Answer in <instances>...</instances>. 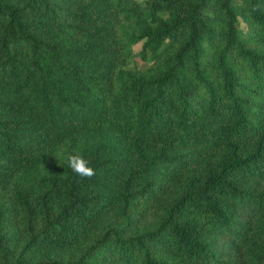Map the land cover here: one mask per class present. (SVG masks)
Segmentation results:
<instances>
[{
  "label": "trees",
  "instance_id": "obj_1",
  "mask_svg": "<svg viewBox=\"0 0 264 264\" xmlns=\"http://www.w3.org/2000/svg\"><path fill=\"white\" fill-rule=\"evenodd\" d=\"M0 264H264V0H0Z\"/></svg>",
  "mask_w": 264,
  "mask_h": 264
},
{
  "label": "clouds",
  "instance_id": "obj_2",
  "mask_svg": "<svg viewBox=\"0 0 264 264\" xmlns=\"http://www.w3.org/2000/svg\"><path fill=\"white\" fill-rule=\"evenodd\" d=\"M67 162L71 170L81 177L90 178L94 175V169L89 166V161L81 154H69Z\"/></svg>",
  "mask_w": 264,
  "mask_h": 264
},
{
  "label": "rangeland",
  "instance_id": "obj_3",
  "mask_svg": "<svg viewBox=\"0 0 264 264\" xmlns=\"http://www.w3.org/2000/svg\"><path fill=\"white\" fill-rule=\"evenodd\" d=\"M139 1H143V0H139ZM134 49H135V52L138 53V52L141 51L142 46H141V45H136ZM131 65H132V66H133V65H136V66H138L139 68H144V67H146V66L148 65V62H144V61L141 60L139 57H136L134 63L131 64Z\"/></svg>",
  "mask_w": 264,
  "mask_h": 264
}]
</instances>
